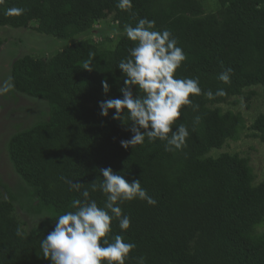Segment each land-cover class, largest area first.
<instances>
[{
    "label": "trees",
    "instance_id": "trees-1",
    "mask_svg": "<svg viewBox=\"0 0 264 264\" xmlns=\"http://www.w3.org/2000/svg\"><path fill=\"white\" fill-rule=\"evenodd\" d=\"M118 0H6L0 6V27L28 28L67 41L107 27L105 45L75 41L47 59L23 56L10 64L12 91L41 100L45 114L27 127L12 126L3 157L16 186L0 175V264H51L40 241L55 220L72 208L74 199L89 198L103 207L106 196L92 184L99 169L111 167L125 179L139 178L156 203L134 199L120 204L131 225L121 231L113 219L108 235L135 244L125 264H264V180L255 183L249 158L227 151L213 155L228 141L256 138L264 144V114L247 125L240 112L219 104L231 97L255 95L264 88V0H132L129 11ZM20 7L22 15H6ZM155 21L153 30H169L186 54L178 78H199L202 94L190 96L173 127L187 126L180 150L165 151L159 139L127 149L131 122L127 112L113 119L115 109L101 116L98 101L122 98L124 74L117 67L134 46L124 29L140 18ZM107 26V27H106ZM91 60L93 70L83 69ZM231 68L230 83L218 79ZM110 91L105 94L101 81ZM223 89L209 99L203 93ZM133 95H143L138 86ZM233 100L232 104H236ZM14 128V129H13ZM69 181L79 183V190ZM14 203L40 219L25 230ZM26 235H16L17 227Z\"/></svg>",
    "mask_w": 264,
    "mask_h": 264
},
{
    "label": "clouds",
    "instance_id": "clouds-1",
    "mask_svg": "<svg viewBox=\"0 0 264 264\" xmlns=\"http://www.w3.org/2000/svg\"><path fill=\"white\" fill-rule=\"evenodd\" d=\"M6 0H0V6ZM117 7L124 11L132 8V0H118ZM23 8L6 9V15H22ZM155 21L147 17L140 18L136 25H126L124 33L134 42L128 57L122 59L118 68L124 74L123 86L119 88L122 98H110L98 101L100 115L107 117L109 110L115 109L113 119H122L125 111L131 122L128 130L132 136L121 140L125 149L143 145L147 137L149 142L159 139L165 141V151L182 149L189 137V130L184 124L173 127L181 116L183 106L192 105L190 96L202 94L199 78H178L176 71L186 60L183 49L177 46L169 30H153ZM83 69L93 70L91 60L84 63ZM231 68L224 69L218 79L230 83ZM105 94L110 91L106 80L101 81ZM142 90L143 95H133V88ZM14 88L12 78L0 82V95ZM209 99L225 95L223 89L215 93L209 90L203 93ZM102 177L99 185L92 184V190L99 189L106 196L103 207L96 200L89 198V191L82 192L84 200L74 199L72 208L58 216L53 229L40 241L43 258L51 264H125L129 253L135 248L134 243L125 242L117 234L110 242L107 238L112 230V221H119L121 231L130 225V217L122 213L120 204L134 199L145 200L149 205L156 201L148 196L141 187L139 178L127 180L124 175L113 171L111 167L99 169ZM79 190V183L69 181ZM16 235L24 237L25 231L17 227ZM143 264V258H141Z\"/></svg>",
    "mask_w": 264,
    "mask_h": 264
},
{
    "label": "rangeland",
    "instance_id": "rangeland-1",
    "mask_svg": "<svg viewBox=\"0 0 264 264\" xmlns=\"http://www.w3.org/2000/svg\"><path fill=\"white\" fill-rule=\"evenodd\" d=\"M210 3L211 0H204L205 5L209 6ZM107 36L112 37L111 43H114L119 35L111 32L108 27L102 31V26L96 24L92 30L79 34L74 39L67 41L50 35L40 34L31 29V27L11 28L1 26L0 82L8 79L10 64L18 58L28 55L35 59H47L67 45L82 39L91 40L97 45H105ZM251 89L255 91V95L249 100L245 99L246 94L244 92L240 96L231 97L227 103L219 104L224 110L230 109L234 112H240L245 118L247 125L253 122L258 114H264V88L260 86L252 87ZM233 100H237V103L232 104ZM46 111V105L41 100L15 93L12 90L4 95H0V175L12 187L16 186V183L13 177H10L6 160L3 157L5 141L12 132L11 125L17 124L18 126H22L26 124L24 127H27L37 120L38 115H44ZM224 151L248 157L249 164L255 175V183L264 180V144L258 139L242 138L236 142L228 141L222 148L213 150L212 154L217 155ZM14 205V213L25 230H29L40 219V216H31L25 212L18 203H14Z\"/></svg>",
    "mask_w": 264,
    "mask_h": 264
},
{
    "label": "flooded vegetation",
    "instance_id": "flooded-vegetation-1",
    "mask_svg": "<svg viewBox=\"0 0 264 264\" xmlns=\"http://www.w3.org/2000/svg\"><path fill=\"white\" fill-rule=\"evenodd\" d=\"M9 97V96H8ZM4 99H6V98H4Z\"/></svg>",
    "mask_w": 264,
    "mask_h": 264
}]
</instances>
